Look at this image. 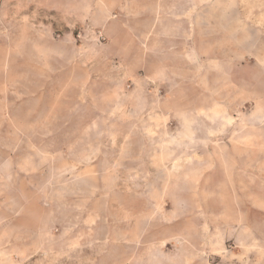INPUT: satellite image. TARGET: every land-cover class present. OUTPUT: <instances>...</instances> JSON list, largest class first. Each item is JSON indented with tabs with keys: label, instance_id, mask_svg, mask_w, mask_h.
<instances>
[{
	"label": "rangeland",
	"instance_id": "1",
	"mask_svg": "<svg viewBox=\"0 0 264 264\" xmlns=\"http://www.w3.org/2000/svg\"><path fill=\"white\" fill-rule=\"evenodd\" d=\"M24 4L0 0V264H264V47L236 81L215 50L73 81L99 25ZM66 31L80 50L41 46Z\"/></svg>",
	"mask_w": 264,
	"mask_h": 264
},
{
	"label": "crops",
	"instance_id": "2",
	"mask_svg": "<svg viewBox=\"0 0 264 264\" xmlns=\"http://www.w3.org/2000/svg\"><path fill=\"white\" fill-rule=\"evenodd\" d=\"M5 1H21L25 6L38 2V7L51 16H56L60 24L61 17L72 15L99 25L92 32L95 40L87 42L88 56L82 60L78 57L73 62H70L72 54L68 56L67 62L70 64L67 65L74 74H69L67 79L73 81H97L95 75L98 67L103 65L101 69H105L111 60L126 66L139 77L170 80L176 77L174 74H186L187 66L191 69L194 57H207L208 50H215L218 64L230 68L228 72L223 70L226 78L236 81L239 76L235 66L240 65L242 49L249 50V56L252 57V50L264 47V42L258 41L257 37L258 32H264V0ZM86 29L91 32L92 28ZM65 33L64 40H47L41 46L80 50L82 44L86 43L74 42L75 35L71 31ZM82 35L83 32H80V36ZM53 54L50 51L47 55L50 57ZM78 54L80 56L81 52ZM62 55L63 53H57L56 59L59 60ZM61 59L65 63L66 59ZM98 59L100 62L92 68L89 62ZM8 63H17V60L13 62L9 57ZM24 63L29 64V60L24 58ZM40 79L64 80L66 75L47 73ZM98 79L106 80L107 76H100ZM85 87L88 89L87 84Z\"/></svg>",
	"mask_w": 264,
	"mask_h": 264
}]
</instances>
